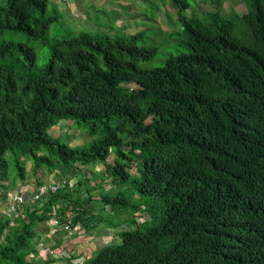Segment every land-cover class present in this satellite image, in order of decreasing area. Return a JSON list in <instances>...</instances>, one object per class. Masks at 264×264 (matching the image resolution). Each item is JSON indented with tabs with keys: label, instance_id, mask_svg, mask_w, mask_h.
<instances>
[{
	"label": "trees",
	"instance_id": "trees-1",
	"mask_svg": "<svg viewBox=\"0 0 264 264\" xmlns=\"http://www.w3.org/2000/svg\"><path fill=\"white\" fill-rule=\"evenodd\" d=\"M199 1L146 0L133 34L120 1L102 6L105 21L92 14L97 30L49 36L64 20L54 0H0V189L28 175L37 186L57 166L92 173L31 201L14 225L0 213V264H58L47 243L28 257L57 203L86 232L104 209L123 212L103 223L119 239L81 264H264V0H243L242 14ZM165 4L176 29L157 17ZM61 121L87 140L53 134Z\"/></svg>",
	"mask_w": 264,
	"mask_h": 264
},
{
	"label": "rangeland",
	"instance_id": "rangeland-1",
	"mask_svg": "<svg viewBox=\"0 0 264 264\" xmlns=\"http://www.w3.org/2000/svg\"><path fill=\"white\" fill-rule=\"evenodd\" d=\"M57 5L59 6V9L62 11L63 13V19L62 21H56L53 24H51V27L48 30V35L49 36H54L55 33L57 32L54 28H56L58 31H62L64 29H67L66 27H68L69 25L73 28H75L76 30H82L83 28H94V30H97L99 28V22H95L92 24V26H90L89 24H91L92 21V14H94L96 11L100 12V17L102 18V20L105 21L106 17L104 15V13L102 12L101 8L102 6L106 7V8H112L113 6L118 7V2L122 1L124 4H127L126 6H128L126 12H123L121 9L119 11V22L121 24L124 25V32L127 34H133L134 32H136L139 29H142L143 27H145V24H137L134 23L135 18H139L140 19V15H139V10L142 6H144L146 4V0H70L69 4L64 3L63 0H54ZM156 1L159 2V0H149L148 3H154L156 4ZM204 2H202V4H204V8L205 9H213L215 8V2H213L212 0H203ZM223 6H222V10L226 11V12H230L231 10H235L238 13L242 14L243 12L246 11V3L243 0H223ZM196 2H200L199 0H196ZM201 4V5H202ZM157 5V4H156ZM130 6V7H129ZM124 10V7L122 8ZM175 11L173 10V8L168 5L165 4L163 6H161L160 10H157V17L159 19V21L161 22L162 27H167L168 29H176V22H175ZM135 16V18H134ZM102 29H105L104 27H102ZM44 47H40L38 48V52L40 54H42ZM43 62L42 60L38 61ZM78 129L75 128H71L68 126V122L67 121H61L60 125L57 126H53L51 129V132L55 135H59L64 139H67L69 141V143L71 145H75V144H81L84 143L87 140V136L85 134L81 135L78 133ZM77 165L76 164H72L69 166H61V167H56V169L53 171V173H47L46 175H44L45 177V182H50V181H54L55 179L60 180V184L63 186L68 185L69 182V177L72 175L73 176V172H75V183L77 184L79 181V178L82 176H86V175H91L92 173L90 171H82L81 170H76ZM30 169V165L28 164L27 166V174L30 173L29 171ZM8 173L9 174H13L15 173V169L13 164L11 163L9 165V169H8ZM14 175V174H13ZM39 176H41V174H39ZM12 175H10L8 178L6 179L4 178L3 180L7 182L12 181L11 180ZM42 179H43V174H42ZM27 179H29L27 182H22L19 181L16 185V188L18 187H24L25 184L29 183L31 185L32 188L35 189L34 186V180H32L31 176H27ZM75 184V185H76ZM111 183L110 180H106L105 183H103V186L108 188L110 187ZM79 185L75 186L76 188H78ZM12 187V186H10ZM8 189H0V213L3 211V207L5 206V201L6 200V196H8V193L12 192L11 188ZM86 186H81V188H79L80 192H84L83 195L85 196V189ZM25 190H27V188H25ZM19 191H22L21 189H19ZM93 203V202H92ZM94 211H100L96 208V210ZM101 212V211H100ZM103 213V220L101 221L102 224H99V226H103L104 222H107L108 219H117V220H124V215L123 212L122 214H120V216L115 215L116 213H114L113 211H109V210H105L102 211ZM117 216V217H116ZM138 219L141 220L142 219V215L138 216ZM47 221V220H45ZM39 224H42V222H39ZM98 226V227H99ZM111 227V226H109ZM44 229L43 225H40L37 228L33 227V234L31 236V242L33 241H39L41 239H45L48 241L49 235L48 234H40L38 233L39 230ZM97 231V227L91 229L90 235L94 236ZM88 233V231H87ZM107 233V232H105ZM88 236V234H87ZM43 237V238H42ZM104 238V237H103ZM119 239L118 234H116V232H113L111 230V233L109 234V237H106L102 240L103 243L100 244V246H102L103 244H107V243H111V242H116ZM82 241V240H81ZM88 248L86 247V250H84V247L78 248V252L80 256V259H83L86 252H89L90 254H93V252H95L96 250H92L90 247V244L87 245ZM83 248V249H82ZM98 248V247H97ZM90 250V251H89ZM85 251V252H84ZM92 252V253H91ZM64 260H66V258H63ZM60 264H64V261H62ZM65 264H67L65 262Z\"/></svg>",
	"mask_w": 264,
	"mask_h": 264
},
{
	"label": "built area",
	"instance_id": "built-area-1",
	"mask_svg": "<svg viewBox=\"0 0 264 264\" xmlns=\"http://www.w3.org/2000/svg\"><path fill=\"white\" fill-rule=\"evenodd\" d=\"M58 185L54 183L42 184L37 187L34 192H31L30 198L29 194L26 193V190L19 191V189L13 190L9 193V196L6 201V205L4 207L3 213L6 217H8L11 221L10 224H13V219L17 217L21 212L24 206L28 202V198L31 201L44 198L49 192H55L58 190ZM58 208L56 204L53 206V215L49 221L50 228L48 230L49 233L55 234L57 231H62L66 238L72 237L76 232H80L82 230V226L80 223L73 224L71 223V219L66 216L65 220H60L59 217L55 215V209ZM40 247L42 246V242L38 244ZM62 252L59 250L56 252V256H61Z\"/></svg>",
	"mask_w": 264,
	"mask_h": 264
},
{
	"label": "crops",
	"instance_id": "crops-1",
	"mask_svg": "<svg viewBox=\"0 0 264 264\" xmlns=\"http://www.w3.org/2000/svg\"><path fill=\"white\" fill-rule=\"evenodd\" d=\"M24 187L25 188H27V189H33L32 187H31V185L29 184V183H27V184H25L24 185ZM20 216V215H19ZM40 225H38L37 227H39ZM44 226V229H48L49 228V226H48V228H47V224H44L43 225ZM36 227V228H37ZM97 230L99 231L100 230V236H92V235H90V232H86L85 231V233L84 234H82V235H80L79 237L77 236V237H75V238H72V239H68V238H66L65 236H64V233L62 232V231H57L55 234H51V233H49L48 231L47 232H44L42 235H44L45 233L46 234H48L49 235V238H48V241L45 239V241L44 240H42L41 242L42 243H47L46 245H47V247H49V248H53V247H57L58 248V250H60V251H62L63 253H64V255L63 256H61V257H56V256H54V255H51L50 257H53L54 258V260L56 261V262H53V263H58V264H60L62 261H64V264H65V262L67 263V264H81L82 262H80V263H76L75 261H74V259H75V256H77V254H79V252H78V248H81V247H84V245H85V247H84V250H86V247L88 248V246L87 245H89L90 244V247H91V249L93 250H96L97 249V247H99V245L101 244V243H103L102 242V240L104 239V238H106V237H109V235H107V234H109L110 233V228H104L103 226H99L98 228H97ZM105 232H107V233H105ZM39 233V232H38ZM87 234H88V236H87ZM101 234H102V236H101ZM93 237V238H92ZM104 237V238H103ZM43 238V237H42ZM82 240V241H81ZM37 242V241H36ZM48 244H50V245H48ZM63 245L64 246H66V247H63ZM36 248V247H35ZM83 249V248H82ZM36 250L37 251H39L37 248H36ZM37 251H36V253H37ZM66 251H68V255H71V257L73 258H68V255L66 256L65 255V252ZM87 251V250H86ZM90 251V250H89ZM85 252V251H84ZM76 253V254H75ZM92 253V252H91ZM94 253V252H93ZM85 255H91L89 252H86V254ZM66 256V257H65ZM28 257H32V258H36V259H38L39 257H43V256H41L40 255V253H37V255L36 254H31L30 256H28ZM66 258V260H64L63 258Z\"/></svg>",
	"mask_w": 264,
	"mask_h": 264
},
{
	"label": "clouds",
	"instance_id": "clouds-1",
	"mask_svg": "<svg viewBox=\"0 0 264 264\" xmlns=\"http://www.w3.org/2000/svg\"><path fill=\"white\" fill-rule=\"evenodd\" d=\"M64 1H67V2H69L70 0H64ZM70 3V2H69ZM44 175H45V173L43 174V179H44V181H43V183H41V184H38L37 186H35V189L33 188V189H27L26 190V193H28L29 194V198H30V195H31V192H34L36 189H37V187L38 186H40V185H42V184H48V183H54V184H57L58 185V190H60L61 188H63V185H61L60 184V180H57V179H55L54 181H50V182H45V177H44ZM41 176H42V174H41ZM40 179H42V177H40ZM28 180H26V181H23V182H27ZM22 183V182H21ZM74 184H75V179H74V177L73 176H70L69 177V182H68V185L70 186V187H72V186H74ZM15 187H12L11 189H12V191L13 190H16V189H22L23 191L25 190V187H18V188H16V189H14ZM57 190V191H58ZM56 192V191H55ZM8 196H9V193H8ZM8 196H6V200H4L5 201V205H6V201H7V198H8ZM48 196V194L44 197V198H42L43 200L46 198ZM29 198H28V202H27V204L28 203H30L31 202V200H29ZM38 200V199H37ZM33 202V201H32ZM26 204V205H27ZM25 205V206H26ZM56 205V204H55ZM54 205V206H55ZM57 205H58V207H60V204L59 203H57ZM5 207V206H4ZM4 207H3V210H4ZM56 209H58V208H56ZM105 210H109L108 208L107 209H104V211ZM109 211H111V210H109ZM112 212V211H111ZM4 216H5V214L3 213V211L1 212ZM22 214V212L19 214V215H21ZM18 215V216H19ZM59 217V216H58ZM143 219V218H142ZM65 220V219H64ZM139 220V219H138ZM16 223V217L13 219V224H10V226L11 225H14ZM81 226H82V224H81ZM110 228V233H111V230L113 231V232H116V234L118 233V229L119 228H117V227H108V226H105L104 228ZM49 228H50V223H49ZM49 228H48V230H49ZM85 229H84V227L82 226V230L80 231V232H76L72 237H70V238H68V239H72V238H75V237H79L80 235H82V234H84L85 233ZM109 233V234H110ZM109 234H107V235H109ZM101 236H102V234H101ZM42 240H44V239H41V240H39V241H42ZM40 243V242H39ZM38 242L36 243V248L39 250V251H37L38 253H40V255L41 256H44L45 255V252L47 251L46 250V246H39L38 244H39ZM100 246V245H99ZM63 247H66V246H64L63 245ZM59 251V250H58ZM62 252V251H61ZM64 255V253L62 252V254H61V256H63ZM54 256H56V253H55V255ZM61 256H59V257H61ZM56 257H58V256H56ZM80 257V256H79ZM78 257V259L76 260V263H80V262H83V260H84V258L83 259H80ZM53 263V262H52Z\"/></svg>",
	"mask_w": 264,
	"mask_h": 264
}]
</instances>
